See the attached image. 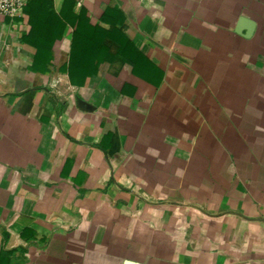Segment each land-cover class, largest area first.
Instances as JSON below:
<instances>
[{
	"label": "crops",
	"instance_id": "obj_1",
	"mask_svg": "<svg viewBox=\"0 0 264 264\" xmlns=\"http://www.w3.org/2000/svg\"><path fill=\"white\" fill-rule=\"evenodd\" d=\"M81 11L117 23L77 85ZM0 264H264V0L0 15Z\"/></svg>",
	"mask_w": 264,
	"mask_h": 264
},
{
	"label": "trees",
	"instance_id": "obj_2",
	"mask_svg": "<svg viewBox=\"0 0 264 264\" xmlns=\"http://www.w3.org/2000/svg\"><path fill=\"white\" fill-rule=\"evenodd\" d=\"M113 12H117V9H115V5L111 3L103 18L106 19L107 17H113ZM109 13H112V15H109ZM83 14L84 11H81L78 15L77 28L73 34L68 66L70 82L77 85L82 84L87 76L96 71L97 64L86 63V59L88 62L89 60L98 58L97 55L102 49H106L107 51L108 48H103V43L113 36V31L115 30L116 25L115 23H117L112 20L111 31H105L97 26H91L87 19L83 17ZM118 23L122 27L125 26V22L121 19L118 20ZM120 36L122 35L120 34ZM126 41L130 42V39H126Z\"/></svg>",
	"mask_w": 264,
	"mask_h": 264
},
{
	"label": "built area",
	"instance_id": "obj_3",
	"mask_svg": "<svg viewBox=\"0 0 264 264\" xmlns=\"http://www.w3.org/2000/svg\"><path fill=\"white\" fill-rule=\"evenodd\" d=\"M29 0H0V15L14 19L22 15Z\"/></svg>",
	"mask_w": 264,
	"mask_h": 264
},
{
	"label": "water",
	"instance_id": "obj_4",
	"mask_svg": "<svg viewBox=\"0 0 264 264\" xmlns=\"http://www.w3.org/2000/svg\"><path fill=\"white\" fill-rule=\"evenodd\" d=\"M244 30V32H242ZM254 28V22L252 20L246 18H240L238 21V25L236 26V32L244 35L245 37H249L252 34Z\"/></svg>",
	"mask_w": 264,
	"mask_h": 264
}]
</instances>
